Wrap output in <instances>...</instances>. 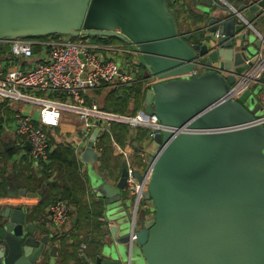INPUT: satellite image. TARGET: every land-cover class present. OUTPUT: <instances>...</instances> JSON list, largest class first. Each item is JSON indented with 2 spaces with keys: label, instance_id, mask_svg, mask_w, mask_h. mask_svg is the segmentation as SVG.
I'll return each instance as SVG.
<instances>
[{
  "label": "water",
  "instance_id": "water-1",
  "mask_svg": "<svg viewBox=\"0 0 264 264\" xmlns=\"http://www.w3.org/2000/svg\"><path fill=\"white\" fill-rule=\"evenodd\" d=\"M202 3L209 8L201 14L210 26L206 32L210 38L220 31L224 51L210 52L195 36L201 26L190 31L185 23L181 30L167 0H0V48L4 41L26 37L117 39L137 53L153 82L145 110L166 128L147 149L153 171L145 200L154 213L124 232L109 225L111 243L102 247L95 264H264V125L258 123L264 115L246 108L251 90L234 101L229 94L235 77L214 66L246 71L245 48H232L235 39L249 35L241 34L243 26L235 19L222 17L211 0ZM247 9L249 23L257 25L264 0L239 10ZM201 66L211 70L196 73ZM97 139L92 135L82 154L87 164L101 158ZM30 147L27 143L25 149ZM126 190L124 162L115 187L105 180L99 196L108 205L120 202ZM18 196L39 194L11 187L8 197ZM29 214L28 208L11 207L0 214V264H55L58 259L52 229L30 222ZM112 243L115 247L107 246Z\"/></svg>",
  "mask_w": 264,
  "mask_h": 264
},
{
  "label": "built area",
  "instance_id": "built-area-1",
  "mask_svg": "<svg viewBox=\"0 0 264 264\" xmlns=\"http://www.w3.org/2000/svg\"><path fill=\"white\" fill-rule=\"evenodd\" d=\"M211 1L214 9L226 12V17L235 19L236 26H243L241 34L253 31L261 44L255 56L247 57L245 64L250 67L243 73L237 74L234 70L220 71L223 76H234L236 79L229 96L236 101L251 90L253 85L264 90V31L249 23L248 9L243 12L239 10L242 5L249 6L262 0H235L234 3L226 0ZM167 3L173 7L184 6L182 0H167ZM263 17L264 12L258 17L257 23ZM206 27L208 29L209 24ZM86 37H71L70 40H64L58 35L16 38L4 41L0 48V105H4L0 111V124L7 133L10 127L14 128V145L21 149L17 160L27 157L36 173H43L49 165L50 155L54 150L51 137L54 136L55 139V132L63 129L64 124L68 126L65 128L66 139L80 161L82 156L79 153L83 154L92 135L96 134L95 130L100 131L95 142L98 153L99 139L110 134L114 124L127 125L132 130L145 129L146 140L149 139L150 143L166 130L155 114L146 112V107L132 116L113 114L101 109L95 96H90L89 92H112L132 88L139 82L144 83L146 89H151L153 82L126 70V64L131 59H135L141 69L136 59L137 53L129 45L104 40L92 43ZM221 37L220 31L210 35L212 41ZM209 70L206 66H201L196 73ZM258 123L264 125V117L258 119ZM27 143L31 146L29 151L25 149ZM134 143L130 141L121 146L112 139L114 151L126 164L127 190L133 206V226L153 171L147 151L141 150L139 143L135 148ZM82 148L84 149L81 150ZM136 150L139 152L136 153ZM135 156L145 164L143 171H140ZM137 174L141 175L140 180ZM71 209L66 202L57 201L50 205L42 222H47L54 230L55 226L69 224ZM85 249L86 245L83 244L81 252Z\"/></svg>",
  "mask_w": 264,
  "mask_h": 264
},
{
  "label": "trees",
  "instance_id": "trees-1",
  "mask_svg": "<svg viewBox=\"0 0 264 264\" xmlns=\"http://www.w3.org/2000/svg\"><path fill=\"white\" fill-rule=\"evenodd\" d=\"M167 5L177 22L182 19L185 22L192 21L194 23V27L189 26L190 31H194L196 26H200L203 22L204 18L191 7L187 6V9H185L184 6L173 7L170 3H167ZM197 35L195 34V36ZM98 40H104L108 43L122 42L112 38H98ZM141 69L144 70L142 67ZM148 90L149 88L144 89V83L139 82L132 88L108 92L105 96L106 106L101 109L112 111L113 114L118 115H135L139 110L144 109ZM102 93L100 91L95 92V99ZM3 106L0 105V111ZM4 136L5 130L0 124V198L7 197L11 187L17 191L26 189L29 193L40 194L44 191L39 204L30 210V220L38 222L45 220L48 208L56 200L66 202L72 208L71 219L74 215L77 221L72 234L66 236L67 238L55 239V244L58 241L60 242L57 264H90L95 262L103 247V242L107 236L106 230L109 227V223L106 224L103 221L107 200L99 195H95V197L93 193L88 192L91 186L90 178L84 172L82 162L72 147L64 144L54 146V150L50 155V163L39 177L32 169L27 157L17 160V157L21 154V149L16 145L12 147L11 144L5 143ZM112 139L122 146L130 141L141 143L147 139V131L142 128L132 130L127 125L114 124L111 133L105 134L99 139L97 147L99 150L101 149V158L98 163V171L107 181L109 179L119 180L123 164L122 157L113 155ZM15 142L16 138L14 137V144ZM52 143L53 140L51 145H53ZM138 152L136 150V153ZM135 158L140 171H143L146 167L145 164H142L137 156ZM88 193L91 196L90 206L83 201ZM120 197L124 204L127 200L131 201L128 190L123 191ZM87 228H92L91 238H89V235L87 237L84 234V230H87ZM102 238L103 241L101 242ZM69 239L72 240L71 243H69ZM83 244H86L87 247L81 253Z\"/></svg>",
  "mask_w": 264,
  "mask_h": 264
},
{
  "label": "rangeland",
  "instance_id": "rangeland-1",
  "mask_svg": "<svg viewBox=\"0 0 264 264\" xmlns=\"http://www.w3.org/2000/svg\"><path fill=\"white\" fill-rule=\"evenodd\" d=\"M183 3L186 4V6H184V8L186 9L187 6L190 7L192 6L194 3L196 7L200 8L201 11L203 12H207L208 11V7L201 5L199 2H195V0H182ZM227 2L230 3H234L235 0H226ZM252 1V0H249ZM220 13L222 14V17H226L227 13L224 11H220ZM202 17V16H201ZM183 18V17H182ZM203 18V17H202ZM180 22H178V25L180 27V29L182 30L183 25L181 22H184V20H179ZM261 23L262 21H260L257 25L256 28L258 30H261ZM249 38L247 40H238L235 39L234 41V49L235 50H241L242 48H245L246 50V54L248 58H252L253 56H255L257 54L258 48L256 47V42H257V36L253 31H250V33L248 34ZM62 38L64 40H70L72 39L69 36H62ZM88 39V41L92 42V43H98L99 40L97 37H93V36H87L86 37ZM217 69L223 71V64H220L217 66ZM126 70L129 71L131 74L133 75H137L139 77H143L145 76L146 78L148 77V74L146 73L145 70H142L139 68V66L137 65V63L135 62V59H131L128 64H126ZM251 91L253 92V96L251 99H249L245 106L246 108H248L255 116L257 117H261L262 115H264V91L256 85H253L251 87ZM108 92H103L101 95L97 96L98 99V104L101 106V108L103 109V107L106 106V101H105V96ZM89 95L93 96L94 94H91L89 92ZM95 96V95H94ZM105 111H107L106 109H104ZM109 113H113L112 111H107ZM126 115V114H123ZM37 117V115H36ZM7 134H13L14 133V128L10 127L8 130ZM96 134L99 135L100 131L99 130H95ZM59 135V133H58ZM53 140V148L55 146V139L54 136L51 137ZM150 140H145L141 143H139V148L141 150L147 151V149L150 147L151 143L149 142ZM117 142V141H116ZM128 143H126L127 145ZM122 146V145H121ZM84 148H82L81 150H83ZM80 157L82 156V153H79ZM139 161H141L139 159ZM82 168L84 170V172L89 176L90 181H91V187L95 190V192L97 193V195H102V192L100 191L101 185L103 184V182L106 180H104L98 170L95 164H87L84 163L82 161ZM128 208V210H127ZM138 215H137V222H140L141 218H145L147 220H149L154 213L153 210V206L152 203L150 201L147 200H142L139 210H138ZM133 214V206H132V201L127 200L126 204H124L122 202V200L120 202H118L117 200L115 202H113L112 204H108L107 205V212L105 214V221L109 220L112 221L113 223H115L116 225H118L121 228V232H124L126 230H128L131 227V215ZM108 222V221H107ZM69 229V224L63 225V226H55V231L53 232V235L56 236H61L63 234H65ZM108 247H115V244H108ZM134 258L136 259V256L134 254ZM57 263V259H55V264ZM140 264H144V262L142 261L139 262ZM137 262V264H139Z\"/></svg>",
  "mask_w": 264,
  "mask_h": 264
},
{
  "label": "crops",
  "instance_id": "crops-1",
  "mask_svg": "<svg viewBox=\"0 0 264 264\" xmlns=\"http://www.w3.org/2000/svg\"><path fill=\"white\" fill-rule=\"evenodd\" d=\"M204 0H195V2H199L201 5H203L204 6V4L202 3ZM195 5V3L192 5V6H190L191 8H193V10L198 14V15H200V16H202L201 14H202V12L203 11H201L200 10V8H198V7H196V6H194ZM184 6H186V4L184 3ZM187 9V8H186ZM260 21H262V23H261V27H262V29H261V31H264V17L261 19V20H259L258 21V23L260 22ZM182 23V25H183V27L182 28H184V26H185V23H187V24H189V26H191V27H194V23L192 22V21H188V22H181ZM257 23V24H258ZM183 30V29H182ZM190 30V29H189ZM145 79H146V77L145 76H143ZM144 89H146V85L144 84ZM68 126H67V124H64V126H63V129H58L56 132H55V146L57 145V144H64V145H69V141L66 139V136H65V134H66V131H65V128H67ZM70 127V126H69ZM58 133H59V135H58ZM67 134H68V131H67ZM70 135L68 134V137H69ZM4 140H5V143H9V144H11L12 145V147L14 146V137H13V135H9V134H7V132H5V136H4ZM12 142V143H11ZM70 146V145H69ZM99 150V149H98ZM101 150V149H100ZM112 150H113V155L115 156V157H121V156H119L117 153H116V151H114V148H113V146H112ZM96 151V150H95ZM97 152V151H96ZM97 154H100V152L98 153L97 152ZM101 155V154H100ZM81 161H83V159L81 160ZM84 162V161H83ZM85 163V162H84ZM98 163H99V161H98ZM98 163H96L95 165H96V167H97V170H98ZM124 163V162H123ZM28 171V170H27ZM99 172V171H98ZM39 177L41 176V174H39V173H36ZM117 182H118V180H114V179H109L108 180V183L112 186V187H115V185L117 184ZM44 192V191H43ZM43 192L42 193H37V194H39V196L38 197H36V198H29V197H20V196H18V197H15V198H9L8 197V195H7V197H4V198H0V214L2 213V212H4L5 210H6V208H9V207H11V208H28L29 209V211L31 210V208L32 207H34V206H36V205H38L39 204V202L41 201V197H42V194H43ZM88 192H91V194L93 193V195L95 196V195H97V193L95 192V190L90 186V188H89V190H88ZM29 193V192H28ZM96 197V196H95ZM57 201H60V200H56V202ZM83 201H85V202H87L86 204L87 205H89L90 206V204H91V196H90V194L88 193V194H86L85 195V197L83 198ZM84 202V203H85ZM106 207H107V204H106ZM79 208V207H78ZM106 212H107V208H106ZM106 212H105V214H106ZM29 216H31L30 214L28 215V218H29ZM29 220H30V218H29ZM76 221H77V218L73 215L72 216V219L70 220V223H69V229H68V231L65 233V234H63V235H61V236H56L55 237V239L57 238H67L70 234H72L73 232H74V230L75 229H73V227L75 226V224H76ZM103 221L104 222H106V224L109 222V225L110 226H114V225H116L115 223H113L112 221H109V220H106L105 221V216H104V218H103ZM108 221V222H107ZM30 222H33V223H38V221H31L30 220ZM40 224H45L46 225V223L45 222H39ZM49 227V226H48ZM50 229H52V231L54 232L55 230H54V228H52V227H49ZM84 234L88 237V235H89V238H91L92 236H91V234H92V228L90 229V228H87V230H84ZM67 236V237H66ZM103 241V238H102V240H101V242ZM72 242V240L71 239H69V243H71ZM106 243H111V237L110 236H106V238H105V240H104V242H103V246L104 245H106ZM59 244H60V242L58 241L57 243H56V245L58 246V248H59ZM84 245H86V244H84ZM86 247H87V245H86ZM58 254H59V251H58ZM59 256V255H58ZM96 262V261H95ZM95 262H91L90 264H95Z\"/></svg>",
  "mask_w": 264,
  "mask_h": 264
},
{
  "label": "flooded vegetation",
  "instance_id": "flooded-vegetation-1",
  "mask_svg": "<svg viewBox=\"0 0 264 264\" xmlns=\"http://www.w3.org/2000/svg\"><path fill=\"white\" fill-rule=\"evenodd\" d=\"M202 28H203V31L202 32H200V33H198V35H197V37L199 38L200 37V39H202L203 40V44L204 45H207L208 46V48H209V50H210V52L212 51V52H220V51H224V50H226L225 49V46H224V44H223V42L221 41V39H218V40H216V41H212L213 39H210L209 38V36H208V34H207V32H206V26H207V20L206 19H203V22L201 23V25H200ZM206 35L208 36V38L207 39H204V36H205V38H206ZM233 50H235L234 48H232ZM236 52H239L240 50H235ZM219 63H220V61H219ZM218 63V64H219ZM214 66H217V65H214ZM208 68V67H207ZM208 69H210V68H208ZM211 70V69H210ZM209 70V71H210ZM39 223V222H38ZM46 223V225L45 224H40L41 226H43V227H51L47 222H45Z\"/></svg>",
  "mask_w": 264,
  "mask_h": 264
}]
</instances>
